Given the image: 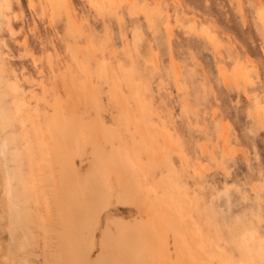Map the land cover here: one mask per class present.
<instances>
[{"label": "rangeland", "instance_id": "374dc122", "mask_svg": "<svg viewBox=\"0 0 264 264\" xmlns=\"http://www.w3.org/2000/svg\"><path fill=\"white\" fill-rule=\"evenodd\" d=\"M8 1L0 65L15 57L2 78L29 142L28 264L262 261L251 213L264 165V23L241 7L248 0H58L55 11L50 0ZM119 3L138 5L139 22L105 7ZM53 114L82 145L78 155L53 158L49 137L46 157L37 151L27 117L47 132ZM69 180L106 205L76 232L73 254L62 225L75 204L61 192ZM226 181L247 183L253 202L229 211Z\"/></svg>", "mask_w": 264, "mask_h": 264}, {"label": "bare ground", "instance_id": "6f19581e", "mask_svg": "<svg viewBox=\"0 0 264 264\" xmlns=\"http://www.w3.org/2000/svg\"><path fill=\"white\" fill-rule=\"evenodd\" d=\"M7 3H9L8 0ZM50 4L55 11L58 7V0H50ZM2 17L3 14L0 15V20ZM6 26L9 27L7 20ZM3 72L4 70L0 71V264H21V262L28 264L27 253L33 243V222L36 218L31 205L27 174L26 161L29 142L25 141L23 144L27 134L26 128L23 125L20 126L22 106L12 104L7 100L8 93L3 83ZM27 120L36 130L34 143L38 145L37 151L42 154L41 157H46L43 144L47 137L50 139L46 144L52 149L50 152L53 158L55 155L63 156L72 153L78 155L82 152V145L65 128L61 117L53 114L54 128H49L47 132H42V129L38 128L33 116L29 115ZM95 187L98 188L99 193L104 194L105 185L98 183V186ZM61 192L65 193L68 202L74 201L73 203H75L73 208L70 206L72 203L67 206L69 215L62 224L69 251L73 254V244L78 237L75 236L76 232L85 230L86 224L93 221V217L97 222L102 212L101 208L106 205L102 203L103 200L100 199L97 192L81 193L80 186L72 180L61 183ZM106 196L104 197L106 198ZM106 199L104 202L107 203ZM173 220L181 233L182 225L179 220L177 218ZM149 239H146L143 248L148 250L150 256H155ZM174 243L176 249L181 245L177 238L174 239ZM188 244L192 245L191 249L194 253L193 243ZM124 249L127 251L126 248ZM180 264L188 263L185 260H180ZM250 264H261V260L253 257Z\"/></svg>", "mask_w": 264, "mask_h": 264}, {"label": "snow or ice", "instance_id": "6c2138e0", "mask_svg": "<svg viewBox=\"0 0 264 264\" xmlns=\"http://www.w3.org/2000/svg\"><path fill=\"white\" fill-rule=\"evenodd\" d=\"M30 8L35 7H44L43 5L35 6L32 4H29ZM55 7V5H53ZM93 7H96V5H93ZM105 7H112L117 10L119 13L120 11H123L125 8L129 9V16L132 17L133 22H139L137 20L138 14H133L131 11L132 9H135L138 7V5L134 4H125V3H119V4H112V5H105ZM242 8L246 7L247 9H250L254 16L259 17L260 22L264 23V0H248V3L246 5H241ZM11 11V8L9 6V3H7V0H0V15H2L5 12ZM9 33L11 34L13 42H15V37L19 35L16 31L12 29V27H9L8 29ZM23 31V29H21ZM23 55H21V59H23ZM14 59L15 57L5 56L4 57V63L3 65H0V71H3V69L7 66V60L8 59ZM40 61H37V66H39ZM10 88H15L17 91H19L17 85H10ZM264 103V102H262ZM255 133V129H253V134ZM248 184L245 183L242 187L237 186L234 183H231L230 181H226L224 185L223 191L219 193V197L221 201H227L229 211H231L232 208H239L240 206L252 203L254 193H251L247 190ZM213 201L215 203L216 197H213ZM260 212L257 215L255 210H252L251 216L253 223L251 224V228L253 229V233L255 234V230L259 228L260 235L264 237V165H262L261 170V188H260ZM101 211H103V208H101ZM247 213H245V217H247ZM239 218V217H238ZM93 225H95V217H93ZM102 226V224H101ZM262 245H264V241H262ZM262 256H264V246H262L261 249ZM22 264V262H21ZM261 264H264V259H262Z\"/></svg>", "mask_w": 264, "mask_h": 264}]
</instances>
